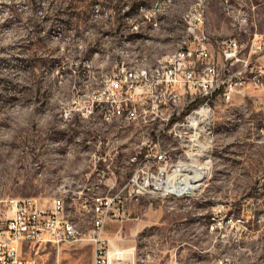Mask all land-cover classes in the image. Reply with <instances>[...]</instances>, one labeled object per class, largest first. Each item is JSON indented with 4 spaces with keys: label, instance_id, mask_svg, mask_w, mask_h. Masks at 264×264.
I'll list each match as a JSON object with an SVG mask.
<instances>
[{
    "label": "rangeland",
    "instance_id": "obj_1",
    "mask_svg": "<svg viewBox=\"0 0 264 264\" xmlns=\"http://www.w3.org/2000/svg\"><path fill=\"white\" fill-rule=\"evenodd\" d=\"M157 1L0 0V198H33L45 211L60 199L81 234L74 243L22 244L39 264H93L91 208L116 194L126 198L122 217L108 220L103 234L134 264H212L219 257L264 264V89L213 100L210 130L199 138L204 148L170 152L172 163L204 166L191 170L186 193L201 185L193 195L126 186L132 175L142 184L160 176L159 164L140 155L142 144L161 134L164 149L176 147L167 131L188 111L168 125L152 114L136 124L91 112L118 63L151 74L182 47V16L198 0H165L155 30L144 26L130 42L122 37L124 11L129 19ZM203 2L212 40L264 38V0Z\"/></svg>",
    "mask_w": 264,
    "mask_h": 264
},
{
    "label": "built area",
    "instance_id": "obj_2",
    "mask_svg": "<svg viewBox=\"0 0 264 264\" xmlns=\"http://www.w3.org/2000/svg\"><path fill=\"white\" fill-rule=\"evenodd\" d=\"M164 1H157L148 10L145 5H139L136 16L144 13V19L141 14L139 19L136 16L128 19L124 11L122 20L126 18L128 30L122 37H128L130 42L131 38L140 36L144 26L155 30L157 13H161ZM94 6L99 12L100 5ZM182 24L184 39L178 53L158 65L151 74L135 73L118 63L113 77H108L109 87L99 95L91 111L100 110L103 119L109 122L122 120L136 124L146 123L148 115L152 114L153 119L157 118L165 125L173 117L188 111L167 131L168 137L177 141L176 147L164 149L160 144L161 134L142 144L145 148L141 149L144 151H140V155L152 157V161L159 164L160 176H153L150 183L142 184L132 175L126 186L136 187L137 193L147 192L151 186L163 197L173 195L170 193L173 184L170 175L175 170L172 172L171 168L180 161L172 163L170 152L182 151L188 156L204 148L199 138H206L207 130H210L208 122L213 100L227 103L244 89H264V38L261 35H253L246 41L238 37L212 40L203 0L194 3L193 8L182 16ZM162 109L170 110L168 116H163ZM131 194L135 193L132 191L129 196ZM125 201V197L116 194L98 199L91 208L93 228L88 235L94 246L93 264H109L110 255L115 257L116 263H121L122 254L103 233L108 220L122 217ZM79 240L81 234L64 216L60 199H55L52 208L45 211L33 198H0V264H39L35 258L24 256L22 244L31 247ZM212 264H225V258L219 257Z\"/></svg>",
    "mask_w": 264,
    "mask_h": 264
},
{
    "label": "bare ground",
    "instance_id": "obj_3",
    "mask_svg": "<svg viewBox=\"0 0 264 264\" xmlns=\"http://www.w3.org/2000/svg\"><path fill=\"white\" fill-rule=\"evenodd\" d=\"M180 48H182V47H180ZM178 52H179V50L176 53H178ZM137 73L147 74V71L141 70L140 72H137ZM194 169L202 172L204 169V166L199 167V165H195V164H191V163L190 164H182L181 162H179L177 164L175 171L170 175V178L172 177V179H173V184L170 186L171 187L170 188L171 194L176 195V196L193 195L195 192H197L201 188V185H199L197 189L193 190L192 194L186 193L187 187H191L193 185L191 180H190V176H191L190 173H191V170H194ZM201 182H202V177H201L199 183H201ZM178 192H180V193L178 194ZM119 250H121V249H119ZM119 253L122 254V260H128V262H130V264H134V260H133L131 254H129V256L127 257V255H124V254H126V251H119ZM223 258H225V264H238L236 261H234L230 257H223ZM114 259H115V257L110 255L109 264H118L115 262Z\"/></svg>",
    "mask_w": 264,
    "mask_h": 264
}]
</instances>
